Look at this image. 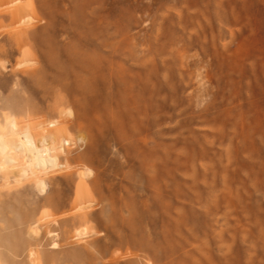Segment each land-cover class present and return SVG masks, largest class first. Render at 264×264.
<instances>
[{
  "label": "rangeland",
  "instance_id": "rangeland-1",
  "mask_svg": "<svg viewBox=\"0 0 264 264\" xmlns=\"http://www.w3.org/2000/svg\"><path fill=\"white\" fill-rule=\"evenodd\" d=\"M1 141L0 264H264V0H0Z\"/></svg>",
  "mask_w": 264,
  "mask_h": 264
},
{
  "label": "bare ground",
  "instance_id": "bare-ground-1",
  "mask_svg": "<svg viewBox=\"0 0 264 264\" xmlns=\"http://www.w3.org/2000/svg\"><path fill=\"white\" fill-rule=\"evenodd\" d=\"M11 125H12L11 126L12 128L10 130V134H12L11 133L12 131L13 134H16L18 137L13 143L14 151L12 149L8 151L10 153L9 155H7V159L9 161L19 162V160L17 159V157L19 156L18 154L15 153V150L18 149L19 151L21 150V153L26 152L25 153L27 154L25 158L26 164L24 165L31 169L32 175L36 173L37 168L47 169L55 165L56 157L52 153L55 152L56 149H60L59 148V146L61 145L60 142H58L56 139H52L51 142H48L46 135L43 134L41 141H40L41 144L38 145L32 133L28 131H22V132L16 131L17 125L15 121H12ZM0 149L2 151H6L7 149H9V146L6 142L1 141ZM19 155H20V152H19ZM25 166L22 168V171H20L22 175H24L27 172ZM42 180L43 179L40 180L39 184H42L44 186L45 184Z\"/></svg>",
  "mask_w": 264,
  "mask_h": 264
}]
</instances>
